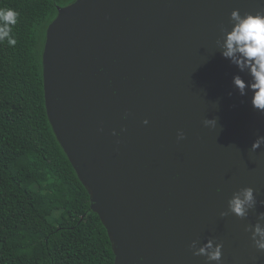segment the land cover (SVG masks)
<instances>
[{"label": "water", "instance_id": "water-1", "mask_svg": "<svg viewBox=\"0 0 264 264\" xmlns=\"http://www.w3.org/2000/svg\"><path fill=\"white\" fill-rule=\"evenodd\" d=\"M233 9L264 0H74L47 27V114L114 264H217L193 254L209 239L220 264H264L246 230L264 212V144L251 150L264 112L233 89L248 77L217 43ZM249 186L248 216L221 217Z\"/></svg>", "mask_w": 264, "mask_h": 264}, {"label": "trees", "instance_id": "trees-1", "mask_svg": "<svg viewBox=\"0 0 264 264\" xmlns=\"http://www.w3.org/2000/svg\"><path fill=\"white\" fill-rule=\"evenodd\" d=\"M74 0H0L19 12L0 43V264H114L107 228L49 120L43 51Z\"/></svg>", "mask_w": 264, "mask_h": 264}, {"label": "clouds", "instance_id": "clouds-1", "mask_svg": "<svg viewBox=\"0 0 264 264\" xmlns=\"http://www.w3.org/2000/svg\"><path fill=\"white\" fill-rule=\"evenodd\" d=\"M19 12L12 8H0V43L14 47L17 40L13 35V28L18 22ZM231 29L222 28V36L217 43L221 55L235 65L239 72L245 73L248 79L236 74L232 78V87L240 96H248L251 93L250 103L252 108L264 112V10L255 13L240 14L239 9H233L230 14ZM231 95V93H229ZM148 123L147 120L144 121ZM206 125L215 127L217 119L211 118L204 121ZM183 133L179 138H183ZM264 144V136H257L251 145L255 151ZM264 204V201H260ZM257 205V199L252 187H244L234 193L228 201L227 211L220 213L221 217L229 213L244 218L250 209ZM264 212L258 214L257 222L248 226L251 230L252 240L258 249L264 250ZM196 241L192 242L194 255H204L207 261H215L220 264L222 257V244H214L209 239L205 244L196 247Z\"/></svg>", "mask_w": 264, "mask_h": 264}]
</instances>
